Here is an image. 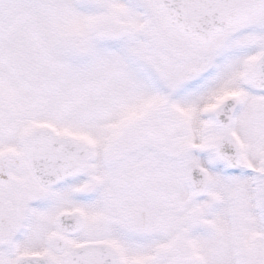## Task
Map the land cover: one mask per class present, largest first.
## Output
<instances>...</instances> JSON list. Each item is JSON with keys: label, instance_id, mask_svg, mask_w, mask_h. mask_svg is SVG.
<instances>
[{"label": "snow or ice", "instance_id": "obj_1", "mask_svg": "<svg viewBox=\"0 0 264 264\" xmlns=\"http://www.w3.org/2000/svg\"><path fill=\"white\" fill-rule=\"evenodd\" d=\"M0 264H264V0H0Z\"/></svg>", "mask_w": 264, "mask_h": 264}]
</instances>
